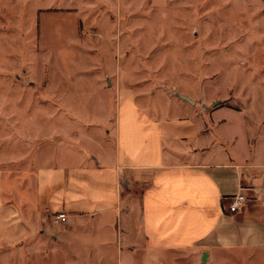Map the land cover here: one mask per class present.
I'll list each match as a JSON object with an SVG mask.
<instances>
[{
  "label": "crops",
  "instance_id": "1",
  "mask_svg": "<svg viewBox=\"0 0 264 264\" xmlns=\"http://www.w3.org/2000/svg\"><path fill=\"white\" fill-rule=\"evenodd\" d=\"M83 67L61 71L70 85L50 87L54 109L12 102L5 117L0 264H126L162 250L264 264V118L239 130L249 107L148 96L121 67L113 82L114 65ZM238 193L247 202L230 213Z\"/></svg>",
  "mask_w": 264,
  "mask_h": 264
},
{
  "label": "rangeland",
  "instance_id": "2",
  "mask_svg": "<svg viewBox=\"0 0 264 264\" xmlns=\"http://www.w3.org/2000/svg\"><path fill=\"white\" fill-rule=\"evenodd\" d=\"M106 64L115 69L109 82L118 81L121 67L124 81L149 88L148 96L165 92L208 109L249 107L233 125L240 130L246 119L253 128L264 118V0H0L3 141L12 102L17 112L28 103L54 109L50 87L70 85L64 68ZM202 258L194 250L140 251L126 264H207Z\"/></svg>",
  "mask_w": 264,
  "mask_h": 264
},
{
  "label": "built area",
  "instance_id": "3",
  "mask_svg": "<svg viewBox=\"0 0 264 264\" xmlns=\"http://www.w3.org/2000/svg\"><path fill=\"white\" fill-rule=\"evenodd\" d=\"M247 202L246 197L238 193L229 198V202L227 207L224 208L228 209L230 213H237ZM52 222L56 225H65L68 223L67 214L64 212H55L50 215Z\"/></svg>",
  "mask_w": 264,
  "mask_h": 264
},
{
  "label": "water",
  "instance_id": "4",
  "mask_svg": "<svg viewBox=\"0 0 264 264\" xmlns=\"http://www.w3.org/2000/svg\"><path fill=\"white\" fill-rule=\"evenodd\" d=\"M206 259V255L204 256V260Z\"/></svg>",
  "mask_w": 264,
  "mask_h": 264
}]
</instances>
